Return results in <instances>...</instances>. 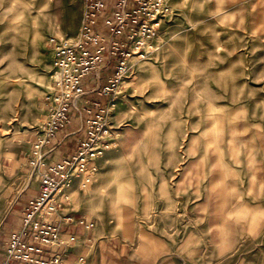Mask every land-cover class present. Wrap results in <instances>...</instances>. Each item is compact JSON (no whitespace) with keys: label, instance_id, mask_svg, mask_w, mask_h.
I'll use <instances>...</instances> for the list:
<instances>
[{"label":"rangeland","instance_id":"rangeland-1","mask_svg":"<svg viewBox=\"0 0 264 264\" xmlns=\"http://www.w3.org/2000/svg\"><path fill=\"white\" fill-rule=\"evenodd\" d=\"M80 7L0 0V216L17 192L38 188L26 160L48 115L54 42L75 41ZM108 120L110 146L91 182L63 187L68 209H87L114 233L125 234V218L151 231L159 222L179 244L193 230L195 242L180 249L193 264H233L202 260L200 220L186 206L201 196L197 170L215 162L219 177L238 178L248 168L252 148L242 145L264 122V0H163L156 37L145 59L131 58Z\"/></svg>","mask_w":264,"mask_h":264},{"label":"built area","instance_id":"built-area-1","mask_svg":"<svg viewBox=\"0 0 264 264\" xmlns=\"http://www.w3.org/2000/svg\"><path fill=\"white\" fill-rule=\"evenodd\" d=\"M80 1L75 41L54 42L48 115L26 160L39 173L37 192L22 211L19 228L10 231L0 264H63L53 247L75 240L74 235L64 239L59 224L51 219L69 201L63 187L78 182L84 188L91 182L94 161L110 146L108 113L115 89L130 69L131 58L145 59L160 27L163 0ZM71 112L78 114L77 131H84V136L70 155L50 161L49 140L70 123ZM63 220L69 222L71 217Z\"/></svg>","mask_w":264,"mask_h":264},{"label":"crops","instance_id":"crops-1","mask_svg":"<svg viewBox=\"0 0 264 264\" xmlns=\"http://www.w3.org/2000/svg\"><path fill=\"white\" fill-rule=\"evenodd\" d=\"M80 13L82 15V4ZM108 73L103 75L101 84H105ZM99 100L104 102L105 98ZM78 124V114L71 112L70 123L49 140L48 147L53 148L48 156L50 161L63 159L74 151L84 136V131H77ZM253 125L256 130L252 141L242 145L252 148L250 157L244 161L248 168L241 171L238 178L219 177L215 162L212 171L206 174L204 168L202 172L196 171L201 177H198L201 196L186 206V212L200 220L197 228L202 232L198 241L203 244L202 260L232 258L233 264H264L261 240L264 237V122ZM185 167L192 177L193 162L190 165L187 162ZM36 192L37 188L33 192L25 189L17 192L0 216V260L10 231L19 228L22 211ZM67 205L69 202L51 217L59 224L64 239L75 236L68 245L52 249L61 254L63 264H193L195 258L180 250L182 244L195 242L193 230L187 232L186 239L179 244L180 241L172 238L173 233L164 231L166 227L159 222L156 230L151 231L139 221L125 218V234L114 233L105 221L99 219L93 223L92 216L86 215L87 209H68ZM66 216H70L71 221H64ZM206 251L209 255L204 254Z\"/></svg>","mask_w":264,"mask_h":264},{"label":"bare ground","instance_id":"bare-ground-1","mask_svg":"<svg viewBox=\"0 0 264 264\" xmlns=\"http://www.w3.org/2000/svg\"><path fill=\"white\" fill-rule=\"evenodd\" d=\"M30 180L27 181V184L29 183Z\"/></svg>","mask_w":264,"mask_h":264}]
</instances>
